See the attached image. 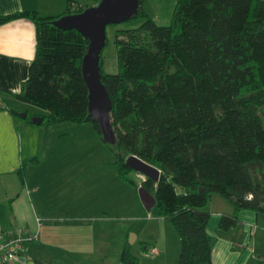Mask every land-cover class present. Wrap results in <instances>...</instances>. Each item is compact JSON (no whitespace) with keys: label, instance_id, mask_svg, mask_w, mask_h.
I'll use <instances>...</instances> for the list:
<instances>
[{"label":"trees","instance_id":"trees-1","mask_svg":"<svg viewBox=\"0 0 264 264\" xmlns=\"http://www.w3.org/2000/svg\"><path fill=\"white\" fill-rule=\"evenodd\" d=\"M73 2L55 16L33 10L0 15V26L23 18L36 26L35 56L17 98L48 111L38 117L41 125L92 122L103 138L90 117L82 73L89 41L54 24L88 7ZM143 2L132 19L146 15ZM116 45L118 72L103 70L102 53L100 67L112 101L119 176L135 184L126 162L131 155L158 168L160 179H142L140 187L179 234L173 264H213L206 209L213 195L233 205L220 218L222 230L237 226L243 210L264 213V0H176L171 24L148 17L117 30ZM39 162L22 161V188ZM121 264H140L130 246Z\"/></svg>","mask_w":264,"mask_h":264},{"label":"crops","instance_id":"crops-1","mask_svg":"<svg viewBox=\"0 0 264 264\" xmlns=\"http://www.w3.org/2000/svg\"><path fill=\"white\" fill-rule=\"evenodd\" d=\"M69 1L71 0H0V15L33 10L41 16H55L66 10ZM72 1L88 6L98 3V0ZM36 47V26L30 19H17L0 26V226L5 230L26 228L31 233L38 234L37 240L24 244L19 261L5 264H59L65 260L78 262L75 258L77 256L91 260L92 256L104 253L106 246L103 240L100 244L97 240L89 245L66 242L64 244L69 250L63 255L65 259H58V252H53L52 247H58L61 243L51 240L50 235L46 234V230L55 225L75 229L84 222V213L77 212V208L71 209L70 203L62 201V196H58L55 190L59 179L68 176L67 173L72 172V169L82 170L84 164L76 161L74 162L77 164H74L66 159L54 161L49 170L42 169L38 180L29 182L27 179L24 188L21 187L17 174L22 161H26L21 126L41 125L27 122L20 116L23 111L22 101L17 98L23 81L28 77ZM12 110L17 112L16 117ZM24 111L33 118L46 114L31 112L30 109ZM61 170L65 172L62 173ZM80 192L85 199L86 188L82 189L78 184L77 205L82 201ZM206 209L211 212L208 232L213 238V264H264V213L243 210L239 213L237 226L222 230L219 227L220 218L225 213L231 214L233 205L225 198L213 195ZM165 219L167 218L158 217L159 222ZM168 231L176 248L175 235L172 229ZM132 236L131 243H134L136 236ZM159 240L161 241V235ZM152 250H156L154 254H158V247Z\"/></svg>","mask_w":264,"mask_h":264},{"label":"rangeland","instance_id":"rangeland-1","mask_svg":"<svg viewBox=\"0 0 264 264\" xmlns=\"http://www.w3.org/2000/svg\"><path fill=\"white\" fill-rule=\"evenodd\" d=\"M175 3L176 0H144L142 9L145 16L109 24L106 31L107 43L102 51L103 70L113 74L119 70L117 30L136 28L148 17L159 25H169L173 19ZM21 105V114H24L26 109L48 113L46 109L24 102H21ZM21 137L24 159L31 162L35 157L40 158V162L28 171L26 180L29 182L38 180L42 169L49 170L54 161L66 159L74 164H84L82 170L72 169L73 171L59 179L55 186L58 196H62V201L70 203L71 209L77 208V212L84 213V222L78 224L75 229L55 225L50 230L47 229L46 234L50 235L51 240L61 243H57L61 249L52 247L53 252H58V259H65L63 255L69 249L64 243L69 241L74 245H89L97 240L100 244L103 240L106 248L104 247V253L92 256L91 260L77 256L75 258L78 262L65 260L59 264H121L122 252L126 246H130L132 253L140 258V264H173L178 260V232L168 218L159 222L160 216L156 206L148 211L140 199L139 191L136 190V186L139 188L146 176L133 171L130 178L135 184L122 180L114 163L116 144L105 142L92 122H61L49 126L23 125ZM78 184L82 189L86 188L85 199L84 194L80 192L82 201L79 205L75 202ZM66 198L70 200H64ZM168 229H172L175 235L176 248ZM132 234L136 236L134 243H131L134 237ZM145 246L147 247L144 248ZM154 247H158V254L152 252Z\"/></svg>","mask_w":264,"mask_h":264},{"label":"water","instance_id":"water-1","mask_svg":"<svg viewBox=\"0 0 264 264\" xmlns=\"http://www.w3.org/2000/svg\"><path fill=\"white\" fill-rule=\"evenodd\" d=\"M139 0H100L78 13L64 15L54 24L64 30L76 29L89 41L88 51L82 61V73L89 90L90 117L100 127L103 139L107 143L116 144V135L110 123L112 101L101 80L100 58L107 43V26L131 20L138 13ZM26 118V113L20 115ZM42 118L34 119L41 124ZM127 164L146 178L160 179V171L136 155L127 158ZM205 191V189H201ZM139 196L144 207L150 211L156 204L155 197L145 188H139Z\"/></svg>","mask_w":264,"mask_h":264},{"label":"built area","instance_id":"built-area-1","mask_svg":"<svg viewBox=\"0 0 264 264\" xmlns=\"http://www.w3.org/2000/svg\"><path fill=\"white\" fill-rule=\"evenodd\" d=\"M38 239L29 229L5 230L0 226V264L19 261L25 243ZM156 253V250L152 251Z\"/></svg>","mask_w":264,"mask_h":264}]
</instances>
